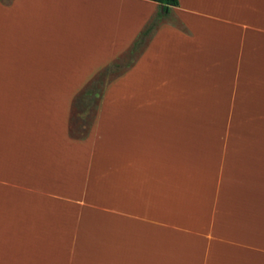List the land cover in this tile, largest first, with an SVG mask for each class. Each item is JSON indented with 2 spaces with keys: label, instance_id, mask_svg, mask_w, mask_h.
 <instances>
[{
  "label": "crops",
  "instance_id": "0c3cea01",
  "mask_svg": "<svg viewBox=\"0 0 264 264\" xmlns=\"http://www.w3.org/2000/svg\"><path fill=\"white\" fill-rule=\"evenodd\" d=\"M0 264H264V0H0Z\"/></svg>",
  "mask_w": 264,
  "mask_h": 264
},
{
  "label": "trees",
  "instance_id": "16d2710c",
  "mask_svg": "<svg viewBox=\"0 0 264 264\" xmlns=\"http://www.w3.org/2000/svg\"><path fill=\"white\" fill-rule=\"evenodd\" d=\"M155 2L156 4H158V6L161 9V14L162 15H168L171 11V8L178 6V0H150ZM159 15L155 18L159 19ZM154 24L151 23L150 25V30L153 29ZM143 35V33H142ZM140 41V39L138 40V42ZM131 53V50H130ZM104 78H105V72L102 74H99L95 80L92 82V84H90L88 86V89H86L85 91L81 92L76 101L74 102V105L72 107V109L75 111L76 108H78V106L80 105V107H83V111H81L80 113H76L75 112V116H77L78 118H80V114L83 112H87L88 108H90V106H94V112L96 110L98 101L102 95V88L104 86ZM94 115V114H93ZM90 123H88V127H89Z\"/></svg>",
  "mask_w": 264,
  "mask_h": 264
},
{
  "label": "rangeland",
  "instance_id": "374dc122",
  "mask_svg": "<svg viewBox=\"0 0 264 264\" xmlns=\"http://www.w3.org/2000/svg\"><path fill=\"white\" fill-rule=\"evenodd\" d=\"M81 111H83V107L82 106L80 107V105H79L78 108H76L75 112L76 113H78V112L80 113ZM93 114H94V106L92 105L87 110V116H86V113L83 112V113L80 114V116H79L80 118H78L77 116L74 115L73 119H88V121H90V119H92V117H93ZM79 125L80 124H77V123L75 125V122H74L73 130H78L77 127H79Z\"/></svg>",
  "mask_w": 264,
  "mask_h": 264
}]
</instances>
